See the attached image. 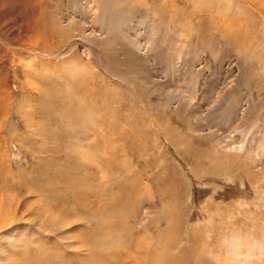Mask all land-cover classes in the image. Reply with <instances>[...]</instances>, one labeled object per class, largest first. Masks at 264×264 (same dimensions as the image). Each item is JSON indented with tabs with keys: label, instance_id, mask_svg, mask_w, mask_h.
I'll list each match as a JSON object with an SVG mask.
<instances>
[{
	"label": "rangeland",
	"instance_id": "obj_1",
	"mask_svg": "<svg viewBox=\"0 0 264 264\" xmlns=\"http://www.w3.org/2000/svg\"><path fill=\"white\" fill-rule=\"evenodd\" d=\"M0 223V264H264V0H0Z\"/></svg>",
	"mask_w": 264,
	"mask_h": 264
},
{
	"label": "bare ground",
	"instance_id": "obj_2",
	"mask_svg": "<svg viewBox=\"0 0 264 264\" xmlns=\"http://www.w3.org/2000/svg\"><path fill=\"white\" fill-rule=\"evenodd\" d=\"M239 6V5H238ZM241 9V8H240ZM243 9V8H242ZM246 10V9H245ZM242 37V36H241ZM240 37V38H241ZM244 37V36H243ZM82 95V94H81ZM3 222V221H2ZM6 222V221H5ZM4 222V223H5ZM1 224V223H0ZM4 228V227H3ZM19 243V242H18ZM166 248H161L158 250H155L152 252V255L148 258H146L143 264H202L201 263V254H194L191 257H176L172 258L166 253ZM92 253V252H91ZM93 255V253H92ZM90 256V255H89ZM88 256V258H89ZM95 256V254H94ZM116 256V255H115ZM10 257V256H9ZM93 257V256H92ZM102 258V257H101ZM13 259V257H11ZM10 259V260H11ZM93 260L95 259L94 257L92 258ZM89 260V259H86ZM141 260V259H140ZM91 263H95V261H90ZM89 264V263H88ZM96 264H107L106 261L103 259H100L99 261L96 262ZM130 264H142V262L137 263V262H132Z\"/></svg>",
	"mask_w": 264,
	"mask_h": 264
}]
</instances>
